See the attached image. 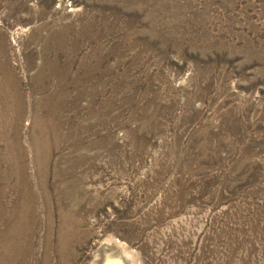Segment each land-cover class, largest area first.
Returning a JSON list of instances; mask_svg holds the SVG:
<instances>
[{"label": "rangeland", "instance_id": "374dc122", "mask_svg": "<svg viewBox=\"0 0 264 264\" xmlns=\"http://www.w3.org/2000/svg\"><path fill=\"white\" fill-rule=\"evenodd\" d=\"M6 147L20 264H264V0H0Z\"/></svg>", "mask_w": 264, "mask_h": 264}, {"label": "bare ground", "instance_id": "6f19581e", "mask_svg": "<svg viewBox=\"0 0 264 264\" xmlns=\"http://www.w3.org/2000/svg\"><path fill=\"white\" fill-rule=\"evenodd\" d=\"M64 38H62L61 40L54 39L53 41V50H55L57 53L63 52L65 42H66V45L68 43V39L66 37ZM66 53L68 55L69 51L66 50ZM7 85L9 87L8 90L11 89L14 93H17V84H13L12 82L7 81ZM32 87L34 86L32 85ZM4 142L6 141L3 136V143ZM9 149H10L9 147L3 148L2 150L0 149V157H1L0 165H6L8 162L13 161V159H15L16 164H18L16 157L10 156V154H7V152L5 151L7 150L11 152V150ZM16 151H17V148L15 146L14 153H17ZM1 180H2V177L0 176V181ZM23 191L24 189L21 187L20 192L23 193ZM7 228H6V232L10 230L9 226ZM1 238L2 240H5V241H1L2 244L4 242L6 245L8 242L6 238L8 237L6 236L5 238V236H2ZM80 242H83V240L77 239V243L79 244ZM67 243H68V239H66L65 244ZM59 249L62 250L63 247H59ZM134 256L136 255L132 254V251L127 250L123 244L119 243L118 241L112 238H108L105 240H101L96 245V247L93 248L90 259H88L84 264H132L133 261L135 260V259L133 260ZM15 261H17V263L20 264L19 262H21L22 260L21 258H14L12 253L8 255L0 254V264H14ZM70 261L71 262L73 261V257L68 258V259H63L62 263L59 262V264H70L71 263Z\"/></svg>", "mask_w": 264, "mask_h": 264}]
</instances>
